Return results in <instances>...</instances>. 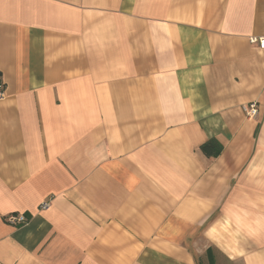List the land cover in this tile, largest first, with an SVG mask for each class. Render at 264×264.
Wrapping results in <instances>:
<instances>
[{"label": "crops", "instance_id": "1", "mask_svg": "<svg viewBox=\"0 0 264 264\" xmlns=\"http://www.w3.org/2000/svg\"><path fill=\"white\" fill-rule=\"evenodd\" d=\"M251 37L264 0H0V264H264Z\"/></svg>", "mask_w": 264, "mask_h": 264}, {"label": "built area", "instance_id": "2", "mask_svg": "<svg viewBox=\"0 0 264 264\" xmlns=\"http://www.w3.org/2000/svg\"><path fill=\"white\" fill-rule=\"evenodd\" d=\"M249 42L251 44H257L260 49H264V37H259V38L251 37L249 39ZM4 97H5V93L3 91L2 86L0 85V100L3 99ZM242 110L248 119H254L258 115L257 104L255 102L244 105L242 107ZM47 206H48V202L43 203L41 205V209H46ZM5 221L10 225L16 226V225H21V224L25 223L26 218L20 214H12V215H8L5 219Z\"/></svg>", "mask_w": 264, "mask_h": 264}, {"label": "trees", "instance_id": "3", "mask_svg": "<svg viewBox=\"0 0 264 264\" xmlns=\"http://www.w3.org/2000/svg\"><path fill=\"white\" fill-rule=\"evenodd\" d=\"M200 149L202 153L208 158L216 157L221 152V146L214 139H210L209 141H207L200 147ZM211 264H213V262H211Z\"/></svg>", "mask_w": 264, "mask_h": 264}]
</instances>
